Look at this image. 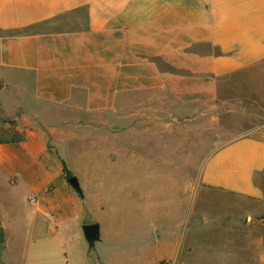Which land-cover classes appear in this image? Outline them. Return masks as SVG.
<instances>
[{
	"label": "crops",
	"instance_id": "crops-1",
	"mask_svg": "<svg viewBox=\"0 0 264 264\" xmlns=\"http://www.w3.org/2000/svg\"><path fill=\"white\" fill-rule=\"evenodd\" d=\"M263 67L264 0H0V264L19 250L21 264H182L175 244L151 251L117 227L114 183L126 175L144 195L145 176L182 175L184 120L214 109L222 82ZM263 178L258 130L213 150L194 190L230 197L239 209L222 217L237 222L263 202ZM21 194L28 216L10 221L6 197L16 208Z\"/></svg>",
	"mask_w": 264,
	"mask_h": 264
},
{
	"label": "rangeland",
	"instance_id": "rangeland-1",
	"mask_svg": "<svg viewBox=\"0 0 264 264\" xmlns=\"http://www.w3.org/2000/svg\"><path fill=\"white\" fill-rule=\"evenodd\" d=\"M258 130L264 134V70L243 73L222 82L214 109L192 112L188 121L184 120L182 134L188 138L192 157L184 158L182 175L145 176V184L150 185V190H146L144 195H133L124 181L127 176H117L119 180L114 183L112 191L113 210L120 218L117 227L129 232L131 237H139L141 248L151 251L175 244L181 250L182 264H264V200L248 205L251 216L237 218L238 223L234 220L236 216L227 220L222 217L225 212L235 213L239 209L230 197L201 188L194 190L195 184L201 182V171L213 150L232 140L255 134ZM77 162L75 159L78 166ZM74 176L78 178L77 173ZM262 183L264 185V178ZM174 184L183 186L182 198L190 199L189 204L179 207L175 202L180 192L177 188L176 191L171 189ZM163 185L167 186L165 196ZM6 202L10 221H14L13 217L19 214L28 216L26 195L17 197L16 208L13 199L6 197ZM12 210H16L17 214H11ZM107 210L104 208V212ZM202 211H207V220H204ZM128 216L161 221L143 223L136 220L133 223L126 220ZM228 231H232L233 236L226 234ZM177 236L180 240L175 239ZM83 240L87 242L84 236ZM119 247L124 248L126 244ZM192 247L198 251L188 252ZM24 259L21 250L11 255L6 252L1 256L5 264H21ZM90 262L95 264L93 260Z\"/></svg>",
	"mask_w": 264,
	"mask_h": 264
},
{
	"label": "water",
	"instance_id": "water-1",
	"mask_svg": "<svg viewBox=\"0 0 264 264\" xmlns=\"http://www.w3.org/2000/svg\"><path fill=\"white\" fill-rule=\"evenodd\" d=\"M70 184L78 189L79 183L76 177H71L69 179ZM84 234L89 242H94L99 238V225L98 224H88L83 226ZM4 248V231L0 227V252Z\"/></svg>",
	"mask_w": 264,
	"mask_h": 264
},
{
	"label": "trees",
	"instance_id": "trees-1",
	"mask_svg": "<svg viewBox=\"0 0 264 264\" xmlns=\"http://www.w3.org/2000/svg\"><path fill=\"white\" fill-rule=\"evenodd\" d=\"M64 170L66 172V175L68 178H71L72 177V174L67 170L66 166L64 165Z\"/></svg>",
	"mask_w": 264,
	"mask_h": 264
}]
</instances>
